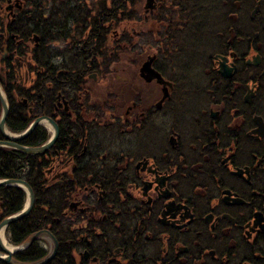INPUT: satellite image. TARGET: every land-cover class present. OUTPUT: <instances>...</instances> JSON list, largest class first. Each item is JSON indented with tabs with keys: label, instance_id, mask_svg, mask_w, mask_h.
I'll return each instance as SVG.
<instances>
[{
	"label": "flooded vegetation",
	"instance_id": "obj_1",
	"mask_svg": "<svg viewBox=\"0 0 264 264\" xmlns=\"http://www.w3.org/2000/svg\"><path fill=\"white\" fill-rule=\"evenodd\" d=\"M135 1H124L132 15ZM76 3L87 21L72 17ZM120 4L0 0L2 60L18 36L9 27L32 28V15L39 29L69 20V46L89 49L69 54L87 69L69 70V93L57 96L69 160L47 172L49 186L69 175V232L90 211L74 253L87 264H264V136L254 133L255 117L264 122V0H146L130 24L105 17ZM25 37L30 48L45 41ZM104 62L108 71L93 67Z\"/></svg>",
	"mask_w": 264,
	"mask_h": 264
},
{
	"label": "trees",
	"instance_id": "obj_2",
	"mask_svg": "<svg viewBox=\"0 0 264 264\" xmlns=\"http://www.w3.org/2000/svg\"><path fill=\"white\" fill-rule=\"evenodd\" d=\"M117 1L123 4H120L118 9L115 6L105 7V17L115 18L117 15L118 22L124 21V24L135 22L136 15L130 14V6L124 4L125 0ZM63 7L67 6L63 5ZM69 7L74 9L71 13L73 18L81 22L87 21L84 19L83 7L80 4L76 3L73 7ZM62 14L67 17L69 12H62ZM66 21L69 20L51 16L48 21H44L43 28L39 29L36 26V15H32L25 23L28 26L31 25L34 30L29 27L22 30V24L17 21L16 24L20 30L18 31L16 26L9 27V29L23 37L24 43H17L18 36L16 39L10 38L7 47L9 55L4 60L1 57L3 43L0 42V82L10 105L6 121L8 128L13 132H21L40 116L55 119L60 127L57 142L43 155H30L8 147L0 148V179H24L31 185L36 196L32 211L8 227L7 235L11 243L18 245L25 243L37 231L47 229L59 242L55 257L47 264H87L85 259H78L79 256L74 253V250L82 248L79 230L76 226L77 224L82 225L84 220L82 216L88 217L90 211L74 216L75 225H72L73 231L69 232V199L71 197L69 175L64 173L61 184L49 186L51 177L47 173L51 167H60L57 165H63L69 160V111L60 109L57 112V96L60 93L65 95L69 93V70L81 73L87 69L85 64L67 62L69 54L81 52L80 55H89V49L81 48L83 43H79L76 38H73L72 45L69 46L65 40L70 32ZM77 21L72 23L76 24ZM0 26H3L1 16ZM73 30L75 29L71 28V36ZM30 32L40 33L44 37L45 41L39 48H30L28 44H25L27 41L25 33ZM55 39L63 40L65 45H55ZM108 49L105 45L104 58L111 56ZM110 65V62H104L94 64L93 67L108 71ZM1 113L0 100V118ZM49 138L48 129L44 126H37L28 137L19 143L31 147L41 146ZM1 139L4 137L0 130ZM26 198L25 191L19 187L0 186V222L22 210ZM42 241L39 239L33 241L26 249L17 252L14 258L21 263H34L47 257L49 250L42 245ZM0 264L7 263L0 260Z\"/></svg>",
	"mask_w": 264,
	"mask_h": 264
},
{
	"label": "water",
	"instance_id": "obj_3",
	"mask_svg": "<svg viewBox=\"0 0 264 264\" xmlns=\"http://www.w3.org/2000/svg\"><path fill=\"white\" fill-rule=\"evenodd\" d=\"M148 65H149L148 63L145 64L143 70L144 69L148 70ZM0 100L2 103L0 130L4 137V139L0 140V148L8 147V148L20 150L30 155H41V154H45L50 148L53 147V145L56 143V141L59 138L60 128L58 124L52 118H49L47 116L38 117L29 125L27 129L21 132H18V133L12 132L11 130H9L7 123H6L7 117L9 115L10 106H9L7 96L3 90L1 83H0ZM45 122H48L49 124H51L52 130H53L52 136L46 143H44L41 146H34V147L22 145L19 143V141L28 137L36 129L37 126L42 125ZM255 122L258 128L254 130V133H258L259 135L264 136L263 119L260 116L255 117ZM0 186L20 187L26 191L27 197H28L27 203L22 210L4 218L0 222V260H3L7 264H47L55 257L57 248L59 245L58 240L55 238L53 234H51L50 231L48 230L37 231L29 238L28 242L20 246H15L14 251L7 247V245L5 244V242L3 241L1 237L2 231L6 232L7 228L12 223L22 219L23 217L27 216L32 211L35 205V200H36L33 188L26 180L15 179V178L0 179ZM238 201L241 202L240 199H238ZM47 236L50 238V240H52V244H53L52 249L49 252L47 257L37 262H34V263H21L14 258V254L17 253L19 250L25 248L26 246L31 244L34 240L38 238L47 237Z\"/></svg>",
	"mask_w": 264,
	"mask_h": 264
},
{
	"label": "rangeland",
	"instance_id": "obj_4",
	"mask_svg": "<svg viewBox=\"0 0 264 264\" xmlns=\"http://www.w3.org/2000/svg\"><path fill=\"white\" fill-rule=\"evenodd\" d=\"M145 2H146V0H136L135 1V3L133 4V11H134V15H139V13L142 11L141 9L143 8V6L145 5ZM221 15H222V18H223V12H221ZM219 18H220V16H219ZM224 20H225V18H223ZM226 21V20H225ZM218 24H219V22H218ZM61 43V45H65V43L64 42H60ZM142 61H143V59H141ZM27 76H28V74H27ZM249 144H247V146H248ZM249 148H250V150L253 148V146H252V144L251 145H249ZM6 237H7V239H8V235H6ZM47 240H46V243H45V240H43L42 241V245L43 246H46L47 248H50V247H52V241L50 240V238L47 236Z\"/></svg>",
	"mask_w": 264,
	"mask_h": 264
},
{
	"label": "bare ground",
	"instance_id": "obj_5",
	"mask_svg": "<svg viewBox=\"0 0 264 264\" xmlns=\"http://www.w3.org/2000/svg\"><path fill=\"white\" fill-rule=\"evenodd\" d=\"M44 125H46L47 128H49L50 130H52V126L51 124H49L48 122H45ZM1 237L3 239V241L5 242V244L7 245V247L11 250H15V246L11 245L8 241H7V237L4 231H2L1 233Z\"/></svg>",
	"mask_w": 264,
	"mask_h": 264
}]
</instances>
